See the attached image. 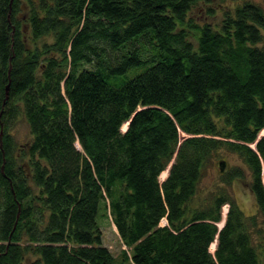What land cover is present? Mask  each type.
Here are the masks:
<instances>
[{
	"label": "trees",
	"instance_id": "1",
	"mask_svg": "<svg viewBox=\"0 0 264 264\" xmlns=\"http://www.w3.org/2000/svg\"><path fill=\"white\" fill-rule=\"evenodd\" d=\"M212 2L0 0V264H264V0Z\"/></svg>",
	"mask_w": 264,
	"mask_h": 264
},
{
	"label": "rangeland",
	"instance_id": "2",
	"mask_svg": "<svg viewBox=\"0 0 264 264\" xmlns=\"http://www.w3.org/2000/svg\"><path fill=\"white\" fill-rule=\"evenodd\" d=\"M240 1L241 0H226L225 2L221 3L220 0H213V2L210 4L202 3L193 8L190 15L195 19L197 23H210L212 25H218L221 20L222 12L227 9H232ZM254 1L262 3L263 0ZM208 8H212L213 10L209 11ZM13 132L16 139L20 142L26 141L29 138L27 125L22 119L17 123ZM221 156L222 157L219 159L224 160L225 164H227L228 166L232 164L241 165V161L234 155L223 153L221 154ZM218 173L219 165L216 162V164L209 171H207V173H205L201 181L203 195L208 193V191L214 187V184L217 181ZM231 191L232 195L236 199V202L245 214L248 215L255 213V201L252 193L248 189L246 182L235 181L232 185ZM228 207V204H225L222 208V220H224L226 216ZM100 225L102 230L103 243L109 248V250L115 257L114 264H122L121 251L122 249H126V247L121 242L116 232L115 226L111 222V219L106 217L101 218ZM220 227H222V225Z\"/></svg>",
	"mask_w": 264,
	"mask_h": 264
},
{
	"label": "bare ground",
	"instance_id": "3",
	"mask_svg": "<svg viewBox=\"0 0 264 264\" xmlns=\"http://www.w3.org/2000/svg\"><path fill=\"white\" fill-rule=\"evenodd\" d=\"M126 128V124H124L123 125V127H122V129L124 130ZM262 133H264V130L262 131ZM77 145V147H79V145L78 144H76ZM166 170H164L163 172H161V174L159 175V178L160 179H162V178H164L165 176H166ZM166 222V220H165V218H163L162 220H161V223H165ZM221 225H223V220L219 223V226H221ZM215 242H213V243H211V245H210V247H209V249L211 250V251H214V249H215Z\"/></svg>",
	"mask_w": 264,
	"mask_h": 264
},
{
	"label": "water",
	"instance_id": "4",
	"mask_svg": "<svg viewBox=\"0 0 264 264\" xmlns=\"http://www.w3.org/2000/svg\"><path fill=\"white\" fill-rule=\"evenodd\" d=\"M7 94H8V85L6 86V89H5V95H6V97H7ZM219 165H220V169H223L224 168V166H225V161H221V162H219ZM166 172L168 173V168H167V170H166ZM167 173H166V176H167ZM165 176V177H166ZM164 179V178H163ZM162 179V180H163ZM224 220H223V225H224ZM222 225V226H223ZM219 228H221L220 226H219Z\"/></svg>",
	"mask_w": 264,
	"mask_h": 264
},
{
	"label": "clouds",
	"instance_id": "5",
	"mask_svg": "<svg viewBox=\"0 0 264 264\" xmlns=\"http://www.w3.org/2000/svg\"><path fill=\"white\" fill-rule=\"evenodd\" d=\"M167 170V169H166Z\"/></svg>",
	"mask_w": 264,
	"mask_h": 264
}]
</instances>
